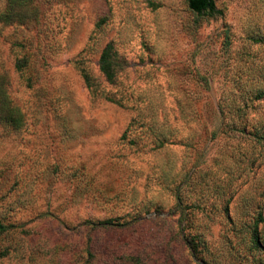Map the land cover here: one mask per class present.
I'll return each mask as SVG.
<instances>
[{
	"label": "rangeland",
	"instance_id": "rangeland-1",
	"mask_svg": "<svg viewBox=\"0 0 264 264\" xmlns=\"http://www.w3.org/2000/svg\"><path fill=\"white\" fill-rule=\"evenodd\" d=\"M214 1L201 18L187 0H35L0 22L24 117L0 122V264H264V0Z\"/></svg>",
	"mask_w": 264,
	"mask_h": 264
},
{
	"label": "trees",
	"instance_id": "trees-1",
	"mask_svg": "<svg viewBox=\"0 0 264 264\" xmlns=\"http://www.w3.org/2000/svg\"><path fill=\"white\" fill-rule=\"evenodd\" d=\"M35 0H6L5 8L0 10V22L4 24L17 23L19 25L27 24L32 17L28 15L31 4ZM189 8L199 17L213 18L221 11L218 10L214 0H187ZM226 32V37L228 36ZM124 59L120 56L114 43H109L104 48L100 60L99 69L101 74L106 79L107 83L116 86L118 77L124 69ZM27 64V59L18 60L17 69L22 70ZM86 85L93 97L103 96L107 101L124 106L122 100H118L115 96L100 94L95 89L91 76L83 71ZM7 75L0 73V122L9 124L15 128H21L24 125V117L21 110L15 106L8 93ZM264 222V217L260 214V219L256 220L252 231V244L256 250L264 253V234L261 233L259 226ZM109 222H103L102 225H107ZM0 229L4 227L0 224Z\"/></svg>",
	"mask_w": 264,
	"mask_h": 264
}]
</instances>
